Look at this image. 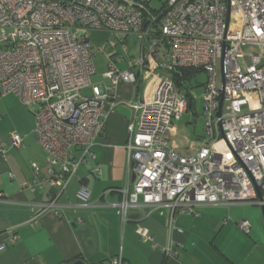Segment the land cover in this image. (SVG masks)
Segmentation results:
<instances>
[{"label":"built area","instance_id":"obj_1","mask_svg":"<svg viewBox=\"0 0 264 264\" xmlns=\"http://www.w3.org/2000/svg\"><path fill=\"white\" fill-rule=\"evenodd\" d=\"M150 1L0 0V93H13L32 109L33 134L46 154L52 189L40 211L55 206L82 161L74 160L73 150L89 154L103 132L107 115L120 103L116 87L145 86L152 79L151 93L129 104L136 112L124 145L132 190L122 188L114 204L121 217L128 207L142 205L167 206L172 214H194L206 204L264 208V0H167L158 7ZM94 30L111 33L123 50L128 35L138 36L140 53L126 69L115 66L121 54H107V83L91 79ZM181 69L206 73L205 135L189 155L178 154L166 136L191 102L171 76ZM255 100L259 106L250 110ZM21 143L12 133L10 146ZM5 151L0 142V154ZM87 195L81 188L79 197ZM239 227L247 233L250 225L242 220ZM138 234L150 239L145 228Z\"/></svg>","mask_w":264,"mask_h":264},{"label":"crops","instance_id":"obj_2","mask_svg":"<svg viewBox=\"0 0 264 264\" xmlns=\"http://www.w3.org/2000/svg\"><path fill=\"white\" fill-rule=\"evenodd\" d=\"M89 36L94 58L99 53L107 63V54H120L111 33L94 30ZM137 40L135 35L126 37V57L115 62L118 69H126L129 59L139 55ZM101 82L107 83H95ZM154 83L152 79L145 86L137 82L116 87L120 103L107 115L103 132L94 138L89 154L73 150L74 160L82 161L55 206L43 211L52 189L46 154L33 134L32 109L13 93H0V142L6 148L0 154V264H69L78 259L86 264L116 259L118 264H264L262 208L242 207L256 204L198 205L194 214L142 205L128 207L123 218L118 213L114 204L122 199L121 189L132 190L124 145L127 124L136 112L129 104L147 97ZM175 132L172 124L168 143L171 140L180 155L192 153L177 150L171 139ZM12 133L22 139L17 148L9 144ZM81 188L88 193L86 200L79 197ZM242 220L250 225L247 233L239 227ZM140 227L150 239L139 236ZM12 235H17L15 241ZM167 246L172 252L165 255Z\"/></svg>","mask_w":264,"mask_h":264},{"label":"rangeland","instance_id":"obj_3","mask_svg":"<svg viewBox=\"0 0 264 264\" xmlns=\"http://www.w3.org/2000/svg\"><path fill=\"white\" fill-rule=\"evenodd\" d=\"M167 0H151L150 4L152 7H158L162 2H165ZM135 35V34H131ZM136 39H137V35ZM129 39V38H128ZM138 41V40H137ZM126 43V42H125ZM117 50L118 52L126 57V51L122 50L121 45L117 44ZM128 45V41H127ZM129 46H131V43H129ZM128 46V48H130ZM93 61L95 65V74L92 75L91 79L92 82H99L103 80L102 78V72L106 68V62L105 58L100 55L99 53L95 55V58L93 56ZM121 63V61H118ZM120 66H123V64H120ZM206 82V73L203 71L197 72L194 75H190L187 80L185 81V85L187 86L188 92L191 95V109L187 111L186 114L182 116L181 119L175 121L173 125L176 128L175 134L171 139H173L177 143L178 151L182 153H186L188 151H195L196 146L200 142L199 140L201 138L197 137H203L205 135L204 131V118L202 115L203 110V103H202V94L204 91V84ZM85 93H88L89 90L86 89L84 91ZM258 101L255 100L251 105H249V109H256L258 108ZM193 143H195V146H193ZM170 144H172V141L170 140ZM242 207H252L260 208V205L251 206L246 205ZM248 209V208H245ZM261 210V208H260ZM262 213V212H261Z\"/></svg>","mask_w":264,"mask_h":264},{"label":"trees","instance_id":"obj_4","mask_svg":"<svg viewBox=\"0 0 264 264\" xmlns=\"http://www.w3.org/2000/svg\"><path fill=\"white\" fill-rule=\"evenodd\" d=\"M200 72L197 69H181L177 72H173L171 74L172 79L176 81V84L179 88H183L186 92H188L187 86L185 85V81L190 75H194L195 73ZM189 93V92H188ZM192 99V97H191ZM191 102L189 103L190 106Z\"/></svg>","mask_w":264,"mask_h":264},{"label":"water","instance_id":"obj_5","mask_svg":"<svg viewBox=\"0 0 264 264\" xmlns=\"http://www.w3.org/2000/svg\"><path fill=\"white\" fill-rule=\"evenodd\" d=\"M186 95H187L188 100L190 101L191 100V95L189 93H187ZM220 109H221V101L219 102V107H218V111H217V114H216L217 116L220 114ZM221 135L223 136L222 132H221ZM133 177H134V175L132 174L131 175V179H133ZM257 194H258V196H260L259 190H257ZM261 208H262L263 215H264V208L262 206H261ZM69 264H86V263L83 260L78 259V260L72 261Z\"/></svg>","mask_w":264,"mask_h":264}]
</instances>
